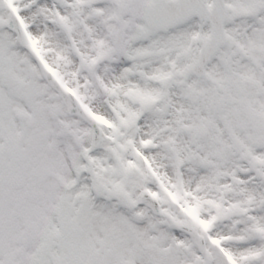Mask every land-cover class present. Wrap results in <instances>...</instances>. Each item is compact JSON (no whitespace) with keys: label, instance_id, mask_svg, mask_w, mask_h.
Returning a JSON list of instances; mask_svg holds the SVG:
<instances>
[{"label":"snow or ice","instance_id":"obj_1","mask_svg":"<svg viewBox=\"0 0 264 264\" xmlns=\"http://www.w3.org/2000/svg\"><path fill=\"white\" fill-rule=\"evenodd\" d=\"M0 264H264V0H0Z\"/></svg>","mask_w":264,"mask_h":264}]
</instances>
